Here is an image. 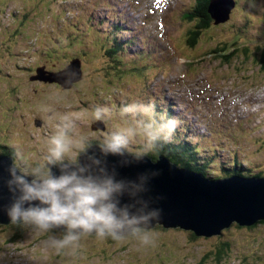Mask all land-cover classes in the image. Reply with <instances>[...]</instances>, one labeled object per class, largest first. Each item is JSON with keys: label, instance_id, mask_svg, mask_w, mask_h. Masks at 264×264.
<instances>
[{"label": "rangeland", "instance_id": "obj_1", "mask_svg": "<svg viewBox=\"0 0 264 264\" xmlns=\"http://www.w3.org/2000/svg\"><path fill=\"white\" fill-rule=\"evenodd\" d=\"M196 2L119 0L120 16L115 18L121 28L116 37L126 39L122 50L127 48L123 62L126 75L119 80L123 74L118 75V67L101 65L105 63L103 50L108 48L107 32L114 31L109 27L113 21L104 16L103 9L97 8L95 17L84 10L80 0H0V144L16 151V164L26 159V166H31L28 170L50 169L36 167L33 162L44 161L48 140L64 116H70L73 122L70 136L83 139L85 149L98 139L103 143L107 134L128 127L134 119H146L139 113L123 116L109 106L110 101L101 98L115 89L128 92L127 98L119 93L118 97L110 95L119 109L121 98L131 104L153 106L157 119L160 112H166L180 121L179 126L187 120L174 134L178 143L195 132L206 134L203 143L209 148L205 154L214 147L219 149L217 160L227 166V161H232L228 155L235 152L241 172L264 177V64L259 53L264 48V0H237V15L232 10L228 21L212 24L191 47L187 37L197 22L186 20L184 12ZM61 9L75 19L79 33L84 32L85 25H94L87 36L67 33L71 29L66 23L60 30V19L65 17ZM137 32L141 38H137ZM245 32L249 36L258 33L261 41ZM59 35L62 43L55 39ZM235 39L249 44V53L239 50L230 63L209 53L216 48L226 54L229 49L225 43ZM155 41L166 48L165 58L154 47ZM82 48L95 60L83 63V79L76 85L66 88L57 81L33 79L42 64L49 71L67 68L72 52ZM80 57L85 58L82 54ZM107 74L112 76L110 85L103 81ZM109 86L113 89L108 90ZM93 105H103L101 109L106 110L103 127L97 126L100 122L94 118ZM214 127L218 135L210 133ZM127 150L134 155H149L155 147L149 148L138 134L130 139ZM79 153L73 151L64 160L75 162ZM148 229L156 234L151 245H141L132 236L111 241L92 234L83 235L75 250L58 254L42 242L50 236L60 239L65 233H39L30 227L0 223V264H264V223L253 227L233 224L221 235L196 238L180 227L166 228L159 222ZM19 231L20 239L13 241ZM222 244L225 248L220 254Z\"/></svg>", "mask_w": 264, "mask_h": 264}, {"label": "clouds", "instance_id": "obj_2", "mask_svg": "<svg viewBox=\"0 0 264 264\" xmlns=\"http://www.w3.org/2000/svg\"><path fill=\"white\" fill-rule=\"evenodd\" d=\"M105 63L109 65L107 61ZM104 111L97 109L95 120L102 121ZM122 112L130 113L133 117L139 113L146 119H134L128 127L107 134L99 145L105 157L124 155L130 139L138 134L144 137L149 148L158 141H170L180 123L176 117L167 114H161L157 119L154 107L150 105L132 104L124 107ZM72 126L70 116H64L56 126L57 130L48 140L45 157L48 164L58 165L69 153L85 151V141L70 136ZM146 154L137 153L136 159H143ZM90 159L97 166L101 164L96 157ZM8 173L10 178L6 186L12 199L2 211L11 224L30 227L39 233H48L53 228L63 226L66 232L62 238L50 236L42 242L44 247L58 254L66 249L75 250L79 247L81 237L92 233L101 239L117 241L132 236L144 246L155 243L156 234L142 225L160 220L162 209L148 208L145 203L137 212H133L132 205H122L120 197L125 192L126 182L116 179L107 169H101L100 175H94L89 166L77 164L75 167L65 165L59 175L47 168L44 171L34 169L31 173H23L13 162ZM135 187L138 191L143 190L142 185Z\"/></svg>", "mask_w": 264, "mask_h": 264}, {"label": "water", "instance_id": "obj_3", "mask_svg": "<svg viewBox=\"0 0 264 264\" xmlns=\"http://www.w3.org/2000/svg\"><path fill=\"white\" fill-rule=\"evenodd\" d=\"M222 2L226 1L212 0L209 5V12L215 23L227 20L234 6L232 0L226 4ZM81 77V62L72 59L69 66L60 72L47 73L43 67L38 68L33 79L57 81L69 88ZM97 126L103 127L99 123ZM90 157L98 158L101 164H93ZM13 162L10 156L0 155L1 224H10L2 209L10 204L12 199L6 181L10 178L8 168ZM77 164L89 166L94 175H100L101 169H107L116 179L125 181V192L120 200L122 205H132L131 211L137 212L145 203L148 208L162 209L160 220H153L151 224L142 227L152 228L159 222L166 228L180 227L198 236H213L220 235L223 229L230 227L234 222L251 226L264 220V177L234 175L215 179L188 167H181L163 154H146L143 159L137 160L136 155L125 151L122 156L105 157L98 144L91 145L81 152L78 162H63L55 166L49 164V168L59 175L60 169L65 165L75 167ZM135 185H142L143 190L138 191ZM53 229L63 231L64 227Z\"/></svg>", "mask_w": 264, "mask_h": 264}, {"label": "trees", "instance_id": "obj_4", "mask_svg": "<svg viewBox=\"0 0 264 264\" xmlns=\"http://www.w3.org/2000/svg\"><path fill=\"white\" fill-rule=\"evenodd\" d=\"M101 2H103V0H95L94 1V6L99 5ZM106 6L108 7V9L105 11L104 16L106 18L112 19L113 20V24L109 25L110 29L114 30L111 33H108L105 37L107 39L110 38V40L106 39V45H107V49L103 50L104 55L107 56L109 62L111 63V66H116L119 68V70H123L121 69V64H120V60H122V54L124 52V50H122V48L120 47V43L117 40V30H119L121 28V26L116 25V16L118 15V13L115 12L116 8L114 6L118 4L117 0H105ZM114 3V4H112ZM197 5L195 7L190 8L187 12H184V18L186 20H195L197 23L193 28L189 29V33H188V37H187V42L188 44L193 47L194 45H196L198 43V40H200V36H202V34H204V32H206L207 30L210 29L211 25L213 24V17L212 15L209 13V5L211 3V0H197ZM86 10H91V14H93V16L97 17V12L93 9H89L86 8ZM112 15V16H109ZM115 21V22H114ZM107 22L109 23L108 19ZM254 22H258L260 23V20H256ZM252 30V29H251ZM250 30V32H251ZM254 32V30H253ZM245 32V35L248 37H252V38H258V33L256 35L253 36H249L248 33ZM137 35H139L140 38V32H137ZM261 41V40H260ZM225 46L229 49L228 52H226V54H223L222 52H224V49H219V51L215 50L216 48L212 49L209 51V53L212 51V53H216V57L217 58H221L223 60L224 63H230L231 59L234 58L236 52H238L239 50L245 52V53H249L250 48H249V44H243V43H239L236 39L233 40L232 42H226ZM259 49H261V47H258ZM208 53V54H209ZM260 55V62L264 64V48L261 52ZM140 54H138L139 56ZM246 56H249L248 54H245ZM119 57V58H117ZM196 61H201L199 58H195ZM199 59V60H198ZM106 66H110L107 63H105ZM264 67V66H263ZM119 71L118 75H121L122 72ZM122 102V101H121ZM123 108L131 105V103L128 102H122ZM119 114H122V111L119 109ZM166 112H160L161 114H165ZM169 113H171V111H169ZM168 114V113H166ZM172 114V113H171ZM124 116V115H123ZM171 116V115H168ZM184 123H188V121H184ZM214 129H211L210 133L216 132ZM186 135L189 133L188 130H186ZM176 134L178 133L177 131L175 132ZM206 135V134H205ZM205 135H200L199 133L197 134L196 132L194 133V135L189 138V137H185L183 141H178V138L176 135L173 136V138L170 141H158L154 147L155 150L151 151V155L152 156H156L158 154H164L166 156H168L169 158H171L172 161L176 162L177 164L183 166V167H188L190 169H194L198 172H201L207 176L210 177H224L226 175H230V174H243V172L240 171V167H241V161H239L237 156H234V154L232 155H228V158H232V161H227L228 164L227 166H225L224 162L221 160H217L218 158V152L216 148H212L211 153H207L205 154L204 151L206 149L209 148V145L203 143L205 140L203 138L206 139ZM216 135L217 132H216ZM198 137H201L200 139ZM182 140V139H181ZM206 142V141H205ZM102 143V142H101ZM177 144V145H176ZM213 166L215 167H219L218 171H216ZM23 172H26L24 169H22ZM211 174H215L213 176H211ZM245 175V174H244ZM251 175V174H249ZM256 176H260V174H255ZM260 223H264V220H261L259 222H257L254 226H256L257 224ZM16 227V225H15ZM253 227V226H252ZM53 230V229H52ZM54 231V230H53ZM66 229L62 232L65 233ZM21 233L22 231L17 232L14 237H12L13 241H16L18 239H20L21 237ZM192 233V232H191ZM192 236L194 238H196V235L194 233H192ZM111 241H116L111 239ZM225 245H228L227 243H225ZM225 245L222 244V246H219L220 254H223L222 250L225 248Z\"/></svg>", "mask_w": 264, "mask_h": 264}, {"label": "flooded vegetation", "instance_id": "obj_5", "mask_svg": "<svg viewBox=\"0 0 264 264\" xmlns=\"http://www.w3.org/2000/svg\"><path fill=\"white\" fill-rule=\"evenodd\" d=\"M0 153L2 154V155H8V156H10L12 159H13V161L16 163V161H17V159H18V156H16L17 155V153H16V151L14 150H10L9 149V147H8V145L7 144H4V145H1L0 144ZM28 161L26 160V159H24V161L23 162H20L19 161V167L21 168V169H24V170H28L31 166L29 165V166H26V163H27ZM31 172H32V170H31Z\"/></svg>", "mask_w": 264, "mask_h": 264}, {"label": "bare ground", "instance_id": "obj_6", "mask_svg": "<svg viewBox=\"0 0 264 264\" xmlns=\"http://www.w3.org/2000/svg\"><path fill=\"white\" fill-rule=\"evenodd\" d=\"M109 19V18H108ZM112 20V19H111ZM113 21V20H112ZM111 23H113V22H111ZM130 84H131V82H130ZM137 85V84H136ZM133 86V85H132ZM134 86H135V84H134ZM131 88V87H130ZM129 88V89H130ZM160 102V101H159ZM168 102V101H167ZM167 104V103H166ZM246 104V103H245ZM246 106H247V104H246ZM245 106V107H246ZM156 107V106H155ZM172 107V106H171ZM159 109V108H158ZM155 110V109H154ZM248 111V110H247ZM175 113V112H174ZM158 114V113H157ZM166 114V113H165ZM170 114V113H169ZM189 117V116H188ZM191 120V119H190ZM183 125H184V123H183ZM183 125H181L180 127H182ZM177 131V130H176ZM211 131V130H210ZM182 134V133H181Z\"/></svg>", "mask_w": 264, "mask_h": 264}]
</instances>
